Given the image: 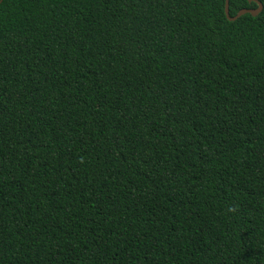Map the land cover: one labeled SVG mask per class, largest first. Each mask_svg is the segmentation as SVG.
Listing matches in <instances>:
<instances>
[{
  "label": "trees",
  "instance_id": "obj_1",
  "mask_svg": "<svg viewBox=\"0 0 264 264\" xmlns=\"http://www.w3.org/2000/svg\"><path fill=\"white\" fill-rule=\"evenodd\" d=\"M255 1L0 3V264H264Z\"/></svg>",
  "mask_w": 264,
  "mask_h": 264
},
{
  "label": "water",
  "instance_id": "obj_2",
  "mask_svg": "<svg viewBox=\"0 0 264 264\" xmlns=\"http://www.w3.org/2000/svg\"><path fill=\"white\" fill-rule=\"evenodd\" d=\"M2 1L3 0H0V3ZM248 2L249 3H251V2L256 3L257 4V8L256 9H242L236 14V16L230 17V15H229V0H225L224 13H225L226 18L229 21L233 22V21L237 20L238 18H240L241 16L246 15V14H250L252 17L258 16L261 13L262 8H263L262 3L258 2V1H255V0H248Z\"/></svg>",
  "mask_w": 264,
  "mask_h": 264
}]
</instances>
